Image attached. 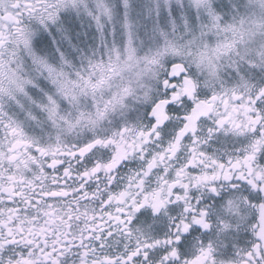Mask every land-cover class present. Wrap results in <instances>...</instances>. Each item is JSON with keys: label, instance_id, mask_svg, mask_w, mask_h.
Returning a JSON list of instances; mask_svg holds the SVG:
<instances>
[{"label": "snow or ice", "instance_id": "obj_1", "mask_svg": "<svg viewBox=\"0 0 264 264\" xmlns=\"http://www.w3.org/2000/svg\"><path fill=\"white\" fill-rule=\"evenodd\" d=\"M250 2L258 14L224 0H0V264H201L206 233L200 256L188 223L145 240L125 207L182 156L246 186L238 264H264V0ZM204 130L228 135L227 161Z\"/></svg>", "mask_w": 264, "mask_h": 264}, {"label": "clouds", "instance_id": "obj_2", "mask_svg": "<svg viewBox=\"0 0 264 264\" xmlns=\"http://www.w3.org/2000/svg\"><path fill=\"white\" fill-rule=\"evenodd\" d=\"M216 2L219 3L220 0ZM224 3L236 5L235 10L240 11L241 14L247 13L251 16L259 12L257 8L251 6L250 0H224ZM205 137L208 138L209 143H203ZM201 143L212 159L217 161L229 159L232 142L228 135L221 133L217 136H208L204 130L201 132ZM187 155L186 152L185 156ZM183 160L182 156L174 163L164 160L160 164V167H166L165 173L160 174L162 179L167 176L168 172H172L166 183H161L154 175V178L139 192L135 187L131 189L132 198L135 199L136 204L129 200L125 207L133 220L137 217L140 219V223L134 227L139 228L143 225L150 228L148 235L142 237L147 240L154 236L157 230L172 232L175 235L173 222H177V226L181 228V234H184L183 224L188 223L191 226L190 232L193 229H199L198 232L193 233L196 240L193 245L196 249V256L201 255L198 245L205 233L213 249V254L202 258L201 264H238L240 256L236 253L252 239L251 236H246V233L251 231L250 227L246 226L245 220V218L250 219V212L245 204L246 186H240L238 191L234 190L232 182L224 179L221 169L209 166L208 157L204 158L203 164L199 165L195 172H189L188 165L181 163ZM173 169L181 171L182 174L177 176ZM223 171H227V168ZM205 176L209 179H204ZM213 176L216 178L211 179L210 177ZM172 184L176 186L170 191ZM178 195L183 198L177 200ZM145 197L147 202H145ZM229 201H232L231 208H229ZM137 205H142L139 210H137ZM197 205L201 206L199 210L195 211L194 215H190L189 210H196ZM196 219L203 220L209 227L204 228L202 224H195ZM192 238L193 236L190 235L189 239ZM229 246L232 251L225 257L223 252ZM196 256L191 259H195Z\"/></svg>", "mask_w": 264, "mask_h": 264}]
</instances>
